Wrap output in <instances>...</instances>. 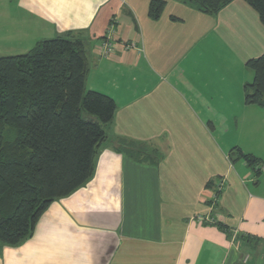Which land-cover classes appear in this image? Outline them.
Here are the masks:
<instances>
[{
	"label": "crops",
	"instance_id": "obj_1",
	"mask_svg": "<svg viewBox=\"0 0 264 264\" xmlns=\"http://www.w3.org/2000/svg\"><path fill=\"white\" fill-rule=\"evenodd\" d=\"M151 1L0 0L10 55L80 39L85 90L116 106L91 176L54 200L30 237L0 244V264H264V107L243 91L254 76L247 61L264 53V24L244 0L214 15L159 0L156 19ZM122 140L140 147L137 159L118 149ZM232 149L258 165L232 160Z\"/></svg>",
	"mask_w": 264,
	"mask_h": 264
},
{
	"label": "trees",
	"instance_id": "obj_2",
	"mask_svg": "<svg viewBox=\"0 0 264 264\" xmlns=\"http://www.w3.org/2000/svg\"><path fill=\"white\" fill-rule=\"evenodd\" d=\"M185 1L214 15L232 0ZM244 1L264 24V0ZM163 7V1L152 0L149 16L158 18ZM247 65L254 76L244 85V101L264 107V53ZM86 73L84 45L77 38L46 39L27 53L0 56L2 245L30 237L47 207L92 174L93 155L106 138L103 126L112 121L116 106L111 97L85 90ZM118 149L134 159L133 151L140 152L125 140ZM232 155L252 169L258 165L255 157L239 149H232L233 160Z\"/></svg>",
	"mask_w": 264,
	"mask_h": 264
},
{
	"label": "built area",
	"instance_id": "obj_3",
	"mask_svg": "<svg viewBox=\"0 0 264 264\" xmlns=\"http://www.w3.org/2000/svg\"><path fill=\"white\" fill-rule=\"evenodd\" d=\"M105 52H109L111 50V46L112 44L111 43H105ZM224 185H225V181L224 179H218L216 181V183L214 184V187H213V194H212V197H211V201H212V204L214 205L216 202H218L219 200V194L220 192L223 190L224 188ZM196 220L199 221V222H205V223H208V224H217V218H215L214 216H201V215H198L196 217ZM248 260V255L244 256L243 258V262H247Z\"/></svg>",
	"mask_w": 264,
	"mask_h": 264
},
{
	"label": "rangeland",
	"instance_id": "obj_4",
	"mask_svg": "<svg viewBox=\"0 0 264 264\" xmlns=\"http://www.w3.org/2000/svg\"><path fill=\"white\" fill-rule=\"evenodd\" d=\"M4 47V42L0 39V56L13 54V51L10 49H4Z\"/></svg>",
	"mask_w": 264,
	"mask_h": 264
}]
</instances>
